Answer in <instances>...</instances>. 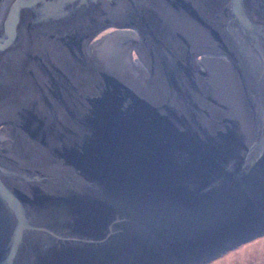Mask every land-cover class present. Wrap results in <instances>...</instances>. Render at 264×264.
I'll list each match as a JSON object with an SVG mask.
<instances>
[{"label": "water", "instance_id": "obj_1", "mask_svg": "<svg viewBox=\"0 0 264 264\" xmlns=\"http://www.w3.org/2000/svg\"><path fill=\"white\" fill-rule=\"evenodd\" d=\"M261 234L264 0H0V264H202Z\"/></svg>", "mask_w": 264, "mask_h": 264}, {"label": "flooded vegetation", "instance_id": "obj_2", "mask_svg": "<svg viewBox=\"0 0 264 264\" xmlns=\"http://www.w3.org/2000/svg\"><path fill=\"white\" fill-rule=\"evenodd\" d=\"M109 29L110 28L107 29L108 31L107 30L105 31V33H107L108 36L113 34V32L115 31L114 28H112L111 31ZM131 32H133L135 35V31L132 28H130V29L127 28V34H130ZM114 35H116V33ZM134 38H136V37H134ZM125 40L128 41L129 38H126ZM133 48L135 49V47H133ZM262 238L264 239V234H261L259 236H256L255 238H252L248 241H245L244 243H241V244L223 252L222 254L207 260L206 262H204L202 264H229V263L223 262L226 260L228 254H231L230 252H232L234 250H238L239 248L245 246L249 242H256L247 250V252L251 253V258H249V260L247 262H242L241 258H239V257L236 258V256H235V258L238 259L236 261V264H264V241H262V242L260 241ZM231 264H235V262L233 261V263L231 262Z\"/></svg>", "mask_w": 264, "mask_h": 264}, {"label": "rangeland", "instance_id": "obj_3", "mask_svg": "<svg viewBox=\"0 0 264 264\" xmlns=\"http://www.w3.org/2000/svg\"><path fill=\"white\" fill-rule=\"evenodd\" d=\"M260 241L262 242V241H264V239L262 238ZM255 243L256 242H249L245 246L239 248L238 250H234V251L230 252L231 254H228L226 260L223 262L231 264V262L233 263V261H234L236 264V261L238 260V259H236L237 257L241 258L242 262H247L249 260V258H251V253L247 252V250ZM235 256H236V258H235Z\"/></svg>", "mask_w": 264, "mask_h": 264}, {"label": "snow or ice", "instance_id": "obj_4", "mask_svg": "<svg viewBox=\"0 0 264 264\" xmlns=\"http://www.w3.org/2000/svg\"><path fill=\"white\" fill-rule=\"evenodd\" d=\"M239 2H242V0H239Z\"/></svg>", "mask_w": 264, "mask_h": 264}, {"label": "bare ground", "instance_id": "obj_5", "mask_svg": "<svg viewBox=\"0 0 264 264\" xmlns=\"http://www.w3.org/2000/svg\"><path fill=\"white\" fill-rule=\"evenodd\" d=\"M242 243H244V242H242ZM241 244V243H240ZM222 254V253H221ZM218 256V255H217Z\"/></svg>", "mask_w": 264, "mask_h": 264}]
</instances>
